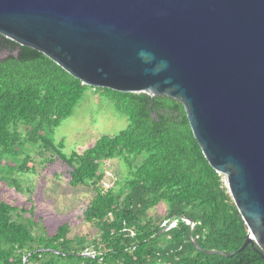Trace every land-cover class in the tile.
<instances>
[{
  "label": "trees",
  "instance_id": "trees-1",
  "mask_svg": "<svg viewBox=\"0 0 264 264\" xmlns=\"http://www.w3.org/2000/svg\"><path fill=\"white\" fill-rule=\"evenodd\" d=\"M0 173L5 156H18L27 140L40 147L48 163L66 165L71 188L92 190L93 199L78 217L54 234L37 236L27 210L0 201V264H264V252L249 245L229 258L198 250L181 224L162 233L165 219L188 218L197 224L195 242L205 250L237 252L249 229L226 185L198 144L185 107L178 100L147 94H125L84 85L44 54L0 35ZM110 100L129 127L115 137H102L82 155L66 156L62 144L49 136L70 117L84 94ZM120 160L127 168L125 181L104 187V166ZM31 157L21 172L34 171ZM117 177L119 175L116 173ZM167 203L164 218L148 219L151 210ZM83 220L98 231L90 237L70 238L71 222ZM136 232L132 238L124 230ZM88 248L103 253L93 260L82 257Z\"/></svg>",
  "mask_w": 264,
  "mask_h": 264
},
{
  "label": "water",
  "instance_id": "water-1",
  "mask_svg": "<svg viewBox=\"0 0 264 264\" xmlns=\"http://www.w3.org/2000/svg\"><path fill=\"white\" fill-rule=\"evenodd\" d=\"M0 35L88 87L181 102L249 229L231 254L192 244L264 252V0H0Z\"/></svg>",
  "mask_w": 264,
  "mask_h": 264
},
{
  "label": "rangeland",
  "instance_id": "rangeland-1",
  "mask_svg": "<svg viewBox=\"0 0 264 264\" xmlns=\"http://www.w3.org/2000/svg\"><path fill=\"white\" fill-rule=\"evenodd\" d=\"M7 54H0L1 58ZM128 118L117 112L110 100L97 96L92 88L84 94L73 114L49 136L55 144H62L66 156L82 155L92 148L102 137H115L128 129ZM23 145L18 148V156H5L0 173V201L25 207L27 217L35 222L37 236L45 231L54 234L57 229L78 217L81 208L93 199L91 189H73L68 183L66 165L58 162L48 163L53 154L46 157L40 154V147L31 145L27 140L24 125L18 127ZM31 157L34 171L21 172ZM121 182L125 181L127 168L124 162L116 160L111 163ZM104 170V168H103ZM169 212L167 203L151 210L148 219L164 218ZM71 239L76 237H96L98 231L83 220L71 222Z\"/></svg>",
  "mask_w": 264,
  "mask_h": 264
},
{
  "label": "built area",
  "instance_id": "built-area-1",
  "mask_svg": "<svg viewBox=\"0 0 264 264\" xmlns=\"http://www.w3.org/2000/svg\"><path fill=\"white\" fill-rule=\"evenodd\" d=\"M111 163L112 162H108L104 166L105 181L103 185L106 190L113 189L118 181V177ZM181 224H186V226H188L192 232L197 227L196 223L188 218L182 217L165 219L161 225V228L163 229V232L170 233L173 230H176ZM124 232L129 234V236L132 238L136 237V232L130 228H126ZM82 255L86 258L97 260L98 258H101L103 256V253L96 250L95 248H88L82 253Z\"/></svg>",
  "mask_w": 264,
  "mask_h": 264
}]
</instances>
